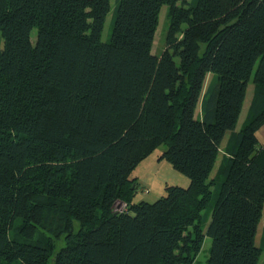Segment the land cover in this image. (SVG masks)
I'll list each match as a JSON object with an SVG mask.
<instances>
[{
	"label": "trees",
	"instance_id": "16d2710c",
	"mask_svg": "<svg viewBox=\"0 0 264 264\" xmlns=\"http://www.w3.org/2000/svg\"><path fill=\"white\" fill-rule=\"evenodd\" d=\"M110 9L0 0V264H194L206 237L205 264H258L264 0H115L102 42ZM162 145L190 184L133 203Z\"/></svg>",
	"mask_w": 264,
	"mask_h": 264
},
{
	"label": "rangeland",
	"instance_id": "374dc122",
	"mask_svg": "<svg viewBox=\"0 0 264 264\" xmlns=\"http://www.w3.org/2000/svg\"><path fill=\"white\" fill-rule=\"evenodd\" d=\"M114 11H115V0H111V9L106 17V21L104 24V28L101 34V41L107 42L110 37L111 29L113 26L114 19ZM168 29V17H167V6H163L160 10L159 14V22L158 28L155 34L152 53L156 56H159L163 50L165 49V39ZM36 36V31H32V41H34ZM250 86L252 89V80H250ZM248 99H250V93H246V101L244 103V107H248ZM247 109L244 108L242 113V118L245 117ZM196 118L200 116V106H197ZM240 120V122H241ZM239 122V123H240ZM227 136L224 138V144L227 140ZM167 149L166 145H162L157 148L148 158L142 161L131 173L130 179H135L137 182V189L133 199V203L146 202V203H154L161 197H164L166 192L165 188L167 186H177L181 188H187L190 184V181L184 175L175 171L172 166L166 161H158V157ZM221 155L219 156L215 169L212 173L214 175L218 163L221 160ZM79 226L77 223L74 224V232L78 230ZM263 238H264V209L262 214V219L259 223L257 236H256V245L259 247L263 246ZM55 250H59L65 245L64 236H61L58 240L54 239ZM211 246V240L209 238H205L201 251L197 256L194 264H205L209 257V251ZM258 264H264V252L261 255L260 261Z\"/></svg>",
	"mask_w": 264,
	"mask_h": 264
},
{
	"label": "crops",
	"instance_id": "0c3cea01",
	"mask_svg": "<svg viewBox=\"0 0 264 264\" xmlns=\"http://www.w3.org/2000/svg\"><path fill=\"white\" fill-rule=\"evenodd\" d=\"M209 78H210V76H209ZM247 89H248V93H250V99H248V107L247 106L244 107V104H243V108H242V111H241V114H240V117L238 119V123H237V126H236V131H239L240 127L242 126V124H243V122H244V120L246 118V115H247V112H246L245 117L242 118V120H241L243 110H244V108H246L247 111H248L249 106L251 104L252 97H253V92H254L253 84H252V89H251V86H250V83H249ZM245 101H246V97H245ZM245 101H244V103H245ZM240 120H241V122H240ZM256 139H257V142H258V144L260 146L264 145V125L256 132ZM224 145L225 144L223 143L222 144V149H223ZM222 154H223V152L221 151L220 155L222 156ZM218 165H219V163H218Z\"/></svg>",
	"mask_w": 264,
	"mask_h": 264
}]
</instances>
